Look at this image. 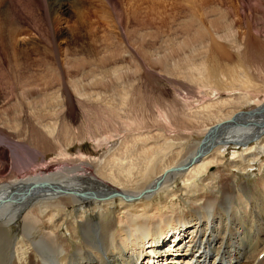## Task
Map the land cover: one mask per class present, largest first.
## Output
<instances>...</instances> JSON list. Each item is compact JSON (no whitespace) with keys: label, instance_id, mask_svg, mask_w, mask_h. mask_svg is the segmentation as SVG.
Wrapping results in <instances>:
<instances>
[{"label":"bare ground","instance_id":"6f19581e","mask_svg":"<svg viewBox=\"0 0 264 264\" xmlns=\"http://www.w3.org/2000/svg\"><path fill=\"white\" fill-rule=\"evenodd\" d=\"M117 1L105 0L121 27L122 35L126 32L131 38L138 36L140 42L128 41L130 37L121 36L120 40L105 49L96 62L88 55L81 63H73L74 66H68V62L66 72L59 71V77L45 84L42 80L35 84H24L28 90H21L19 96L22 95L27 101L31 89L44 90L50 85L65 89L68 98L69 91L87 97L88 90L115 91L119 90L120 85H123L121 91L125 93L130 86L126 81L130 76L117 66L112 69L109 79V75L96 76L94 69L91 80L77 79L78 76H75L86 65L102 69L110 62L127 61L134 68V75L141 72V63L147 67L159 63V58L154 54L147 55L150 52L146 53L143 48L146 40H150L148 42L152 45L157 40L155 25L159 20L156 15L151 14L150 10L149 15L142 17L139 6L134 7L131 13L127 12V17L137 23L131 28L125 25L128 19L124 15L126 11L124 14L118 11ZM70 3L69 0H45L44 4L50 17L71 11L75 2ZM197 12L203 13L200 9ZM193 16L199 25L209 17L201 14ZM85 17L78 10L74 33L86 30L89 34L94 31L95 27H90L91 24L84 21ZM208 22L212 33L201 28V31L188 35L187 40L177 48H191L205 42L207 45L210 41H226L236 36L234 21L225 25L227 31L224 34H221L224 27L215 23L217 21ZM137 27L151 28L150 35L144 37ZM25 33L29 35L19 21L16 23L14 18L0 14V57L9 58V65L17 67L30 62L31 51L28 52L30 47L26 42L29 38L26 40L25 35V38H21ZM44 36L49 38L48 35ZM120 45L123 46L119 48ZM148 46H144L146 50ZM117 47L118 54L112 56ZM21 55L26 56L23 58ZM249 82L246 80L245 88L232 89L230 95L234 101L229 104H233L234 109L223 116H220L222 113L217 114L220 117L215 114V122L205 129L209 130L207 136L210 137L212 130L222 125L225 128L221 137L206 152L202 149L204 153L200 152L202 154L194 160V154L192 158L191 153H183L184 149L180 146L181 150L177 149L179 152L171 151V155H168V145L143 148L136 153V158L132 157L134 153L129 156V152L125 154V151L121 155V150V153L118 152L120 154H105L102 160L82 154L70 157L64 150L59 152L60 162L53 168L26 173L27 169L38 163L42 152L29 148L31 145L27 146L22 141L10 142L11 166L14 169L23 167L21 170L24 174L14 180H0V264H264V256L261 258L264 255V160L258 158L264 153V101L260 102L259 99L264 88ZM238 90V94H234ZM255 100L256 106H259L245 113V106ZM59 101L62 103V100ZM27 107H31V104L27 103ZM259 118H263V121L257 120ZM36 120L49 135H55L54 128L43 124L42 116ZM217 136L214 133L212 138L217 140ZM0 138L10 141V136L1 129ZM106 140L105 137L103 141ZM258 140L260 142L254 144ZM230 147L235 150L230 161H226V152ZM176 148L178 146H174ZM59 149L61 151V147ZM241 149L245 152L240 153ZM252 149L255 153L250 151ZM254 169L260 177L259 181L254 184L238 182L241 175L247 177ZM173 170L178 173L173 174ZM165 213L169 215L161 220L160 225L156 218ZM124 214L127 225L122 221ZM172 233L178 234L175 240H169ZM185 236V240H182ZM166 237L171 244L174 243L173 249L160 245ZM147 256L153 260H146Z\"/></svg>","mask_w":264,"mask_h":264},{"label":"rangeland","instance_id":"374dc122","mask_svg":"<svg viewBox=\"0 0 264 264\" xmlns=\"http://www.w3.org/2000/svg\"><path fill=\"white\" fill-rule=\"evenodd\" d=\"M84 1L86 3L69 0V3L75 2L74 7L66 14H59L62 18L58 20V14L49 17L44 4L45 0H0V14L12 17L14 22L19 21V24L26 27L29 35L25 33L21 38L24 35L26 40L29 38V42H26L30 48L27 50L31 51L30 62L17 67L9 65V58L0 57L2 58L0 59V129L10 136V141H7L8 138L5 140L0 138V180L4 178L14 180L15 177L24 174L21 170L23 167L18 170L11 166L13 158L9 145L10 142L17 141H22L27 146L31 145L29 148L42 152L40 161L38 160L35 167L31 166L27 169L26 173L53 168L61 158L59 152L64 150L70 157L82 154L102 160L105 154L112 152L121 153L122 150L121 155H124L125 151V154L129 152V156L134 153L132 157H135L143 148L168 145L169 150L166 151L168 155H171V151L179 152L177 149L183 147V153H191L192 158L194 154V160L212 148L221 137L223 130L216 132L217 140L212 138L213 134H210L207 140L209 130L205 131V129L210 127L221 113L220 116H223L234 109V105L229 104L234 99L230 95L232 89L245 88L246 80L264 88V0H118V11L123 14L126 11L124 15L128 19L123 18V20L125 25L131 28L137 23L127 15L131 13L130 10H134V7L139 6L142 17L149 15L150 10L151 14L156 15V19L159 20V23L155 25L156 44L154 43V46L149 43L150 40L149 42L146 40L144 46L149 45V49L146 50L147 47L144 46L143 48L146 53L150 52L147 55L154 54L159 58V63L150 67L141 63V72L134 75V68L127 61L110 62L102 69H99L101 68L99 66L94 65L92 68L86 65L75 76L76 78L78 76L77 79L91 80L92 75L97 72L96 76L109 75V79L112 69H122L130 76L126 80L130 86L126 88L125 93L121 91L123 85H120L119 90L115 91L88 90L87 97L77 96L69 91L68 98L65 89L50 85L44 90L31 89L29 98L25 101V98L18 93L21 90H28L24 88V84L39 80L45 84L54 80L57 76L59 77V71L66 72V65L74 66L73 63H81L83 59H87L85 58L87 55L96 62V59H99L113 43L122 38L121 36L130 37L128 41L140 42L138 36L131 38V35L126 32L122 35L121 27L105 0ZM154 9L156 11H153ZM198 9L203 13H198ZM78 10L85 14L84 21H88V25L91 24L90 27H95L96 35L94 31L88 34L86 30L79 34L74 33ZM194 14L209 17L204 18L203 24L199 25L195 23ZM209 20L217 21L215 23L224 27L221 29V34L227 31V24L234 21L233 30L236 36L226 41H210L211 43L208 42L207 45L205 42L197 43L191 48L190 46L183 49L177 48L187 40L188 35L201 31V28L212 33ZM137 28L144 37L150 35L151 28ZM54 30H56L55 33ZM44 35H48L49 38ZM203 45L205 48L202 47ZM121 46L123 45L118 47ZM118 47L113 54L110 51L109 53L116 56ZM192 47L194 50H191ZM195 47L198 48L197 52ZM202 65H204L203 68ZM192 67L195 69L193 70ZM238 92L239 90L234 94ZM259 97L260 102L264 101V93ZM58 100H62V103ZM254 102L245 106V113L259 106H256V100ZM27 103H30L31 107H27ZM225 103L228 105L226 106ZM19 107L22 109L19 110ZM38 116L43 117L44 125L55 129L54 136L49 135L37 122ZM257 120L263 121V118ZM105 137L107 140L103 141ZM135 138L139 139L134 141ZM172 140H175L174 143ZM259 142L260 140L254 144ZM173 145L178 148L174 149ZM201 146L204 152L199 151ZM234 150L233 147L227 150L226 161H230ZM250 151L255 153L254 149ZM239 152L243 153L245 150L241 149ZM24 155L27 156L25 153ZM258 158L264 160V153ZM181 169L177 170L181 171ZM174 171L173 174L177 172ZM247 175V177L241 175L242 179L240 178L238 182L247 181L249 184H254L260 179L256 169ZM167 215L169 214L157 216L156 221L162 225L161 220L168 217ZM122 221L124 225H127L126 214L123 215ZM185 238L186 236L182 240ZM167 240V237L161 240L160 245L164 244L166 248L173 249L174 243L171 244V241L167 242ZM147 251L149 252L150 249ZM149 257L147 256L146 260Z\"/></svg>","mask_w":264,"mask_h":264},{"label":"water","instance_id":"95a60500","mask_svg":"<svg viewBox=\"0 0 264 264\" xmlns=\"http://www.w3.org/2000/svg\"><path fill=\"white\" fill-rule=\"evenodd\" d=\"M222 127H223V126L221 125L220 127L216 128V129H213V130H212V134L218 132L219 130L221 131V130H222ZM208 139H209V137L207 138V140H208ZM203 143H205V141H204ZM202 145H203V144H202ZM202 149H203V146L200 147V150H199V151H202Z\"/></svg>","mask_w":264,"mask_h":264}]
</instances>
